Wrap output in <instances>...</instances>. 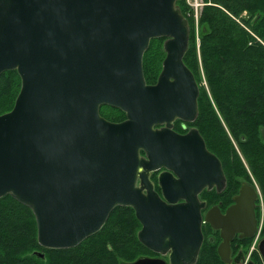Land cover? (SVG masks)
I'll list each match as a JSON object with an SVG mask.
<instances>
[{
	"label": "water",
	"instance_id": "1",
	"mask_svg": "<svg viewBox=\"0 0 264 264\" xmlns=\"http://www.w3.org/2000/svg\"><path fill=\"white\" fill-rule=\"evenodd\" d=\"M177 1L0 0V75L20 78L13 108L0 115V198L31 210L40 247L78 246L116 207L131 208L138 242L168 259L129 264H196L203 222L220 231L226 264L233 234L253 237L244 187L225 215L211 208L202 217L199 194L225 187L221 162L197 129L172 130L196 120L199 95L183 63L190 29ZM157 38L165 57L147 84L142 59ZM101 106L125 120H106ZM162 168L158 194L150 175ZM257 250L264 259V239Z\"/></svg>",
	"mask_w": 264,
	"mask_h": 264
},
{
	"label": "trees",
	"instance_id": "2",
	"mask_svg": "<svg viewBox=\"0 0 264 264\" xmlns=\"http://www.w3.org/2000/svg\"><path fill=\"white\" fill-rule=\"evenodd\" d=\"M199 16L198 40L192 20L185 15L184 0L176 6L189 24L188 48L183 63L191 71L199 88L198 115L190 124L203 138L206 148L221 162L227 185L221 194L204 192L203 199L229 198L236 172H252L264 194V0H211ZM240 23L261 41L251 37ZM250 34V35H249ZM165 38L150 41L143 55V74L147 84H155L164 57ZM202 72V75H201ZM202 80L206 88L201 85ZM20 89L16 71L0 75V115L9 112ZM107 110V112H103ZM100 115L121 122L125 115L103 106ZM140 224L129 207H116L99 232L71 249L52 250L38 245L36 223L30 209L9 195L0 198V264H114V259L133 261L141 253L153 254L136 237ZM218 242V241H217ZM248 239L244 254L249 250ZM40 251L44 259L33 252ZM97 252L96 257L88 255ZM258 263L256 251L251 255ZM114 258V259H113ZM138 259V258H137ZM196 264H224L216 245L204 242Z\"/></svg>",
	"mask_w": 264,
	"mask_h": 264
},
{
	"label": "flooded vegetation",
	"instance_id": "3",
	"mask_svg": "<svg viewBox=\"0 0 264 264\" xmlns=\"http://www.w3.org/2000/svg\"><path fill=\"white\" fill-rule=\"evenodd\" d=\"M102 107L103 106H101L100 109ZM123 120H125V118ZM190 124L192 123H187V122H183L180 120H176L173 123L172 130L177 134L184 135L190 129L195 128L194 126ZM156 128H161V127H156ZM222 170H223L224 177H225V187H224L225 189L227 185V176L224 172L223 166H222ZM164 171L165 169L162 168L158 170L157 172L151 173L150 175V180L153 183L154 190L158 194H160L161 192L157 184V177L160 173ZM234 175L236 176V181L233 182V187L237 188V190L229 198L221 197L218 200L213 199V201L203 199L202 194L204 192L213 191L217 193L215 187L211 190L205 189L199 194V201L205 204V208L201 210L202 217H204L206 212L211 208H217L221 215H225L226 211L234 204L233 199L236 196H238L240 189L243 187L246 188L247 189V199L248 201H251L253 203V214H254V220L256 223V228H255L253 237L249 239L251 241V244L246 254H244V251L246 248V243H247L248 238H241L240 232H235L233 234L232 240L230 241V247H229L230 257H231L230 264H253L251 255L253 254L254 251H256L259 256L258 263L264 264V259L259 255L258 250H257L259 242L264 239V194H263V191L261 190L257 182L254 180L252 172L250 170L247 169V172H236L234 173ZM223 190L217 194H221ZM181 202L182 201L180 200L178 203H181ZM201 232L203 235L202 245L204 244V242H208L212 246L216 245V253H217V248L222 241L221 236H220V231L212 229L208 223L203 222L201 226ZM153 254L154 256L152 257L150 256H146V257L163 258L166 262L168 260L166 256L161 257L158 254H155V253Z\"/></svg>",
	"mask_w": 264,
	"mask_h": 264
},
{
	"label": "built area",
	"instance_id": "4",
	"mask_svg": "<svg viewBox=\"0 0 264 264\" xmlns=\"http://www.w3.org/2000/svg\"><path fill=\"white\" fill-rule=\"evenodd\" d=\"M186 11L185 15L187 18L192 20L196 41L198 40V28H199V16L203 6L212 5L211 0H184Z\"/></svg>",
	"mask_w": 264,
	"mask_h": 264
},
{
	"label": "rangeland",
	"instance_id": "5",
	"mask_svg": "<svg viewBox=\"0 0 264 264\" xmlns=\"http://www.w3.org/2000/svg\"><path fill=\"white\" fill-rule=\"evenodd\" d=\"M214 5V4H213ZM215 6L216 7H219V8H221L220 6H218V5H216L215 4ZM233 20H235L236 22H238L240 25H241V23H240V18H243V19H245V18H247V13L246 12H243L241 15H240V17H238L237 19H235V18H233V17H231ZM247 32H249L250 34H251V37L253 38V39H255L257 42H259V43H261V41H260V39L249 29V28H247L246 26H243V25H241ZM249 34V35H250ZM164 42V41H163ZM199 44V42H197L196 41V45H198ZM162 50H163V43H162ZM164 52V51H163ZM164 57H165V53H164ZM164 57H163V59H164ZM163 59H162V61H163ZM162 61H161V63H160V71H161V67H162ZM160 71H159V73H160ZM201 75H202V72H201ZM201 85L203 86V87H205L206 86V84H205V82H204V80H202V82H201ZM199 86V85H198ZM206 88V87H205ZM103 112L105 113V112H107V110H103ZM37 252H40V251H37ZM41 253V252H40ZM97 252H89L88 253V255H91L92 257H96L97 256ZM146 256H150V257H152V256H154V254H149V253H141V254H139V257H137V258H142V257H146ZM136 258V259H137ZM114 259V258H113ZM133 261H135V260H133ZM133 261H125V260H120V259H114V264H129V263H131V262H133ZM107 264V263H106Z\"/></svg>",
	"mask_w": 264,
	"mask_h": 264
}]
</instances>
